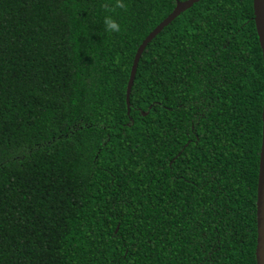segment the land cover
I'll use <instances>...</instances> for the list:
<instances>
[{
    "label": "trees",
    "instance_id": "16d2710c",
    "mask_svg": "<svg viewBox=\"0 0 264 264\" xmlns=\"http://www.w3.org/2000/svg\"><path fill=\"white\" fill-rule=\"evenodd\" d=\"M183 1L0 0V264H256L252 0L164 27L127 114Z\"/></svg>",
    "mask_w": 264,
    "mask_h": 264
},
{
    "label": "water",
    "instance_id": "95a60500",
    "mask_svg": "<svg viewBox=\"0 0 264 264\" xmlns=\"http://www.w3.org/2000/svg\"><path fill=\"white\" fill-rule=\"evenodd\" d=\"M200 0H185L176 2L172 12L165 17L141 42L138 46L130 69V74L126 86L125 103L127 114L129 113V95L135 78L136 68L141 54L148 43L159 34L164 27L170 24L182 12L192 7L193 4ZM253 22L261 50L262 61L264 66V0H252ZM261 147L258 162V178L256 188V246L255 260L256 264H264V97L261 112Z\"/></svg>",
    "mask_w": 264,
    "mask_h": 264
},
{
    "label": "clouds",
    "instance_id": "9594fccd",
    "mask_svg": "<svg viewBox=\"0 0 264 264\" xmlns=\"http://www.w3.org/2000/svg\"><path fill=\"white\" fill-rule=\"evenodd\" d=\"M117 6H120L122 7L123 5L120 3V0H117ZM104 24H105V27L108 31H111V32H118L120 29H119V25L111 20V18H105L104 20Z\"/></svg>",
    "mask_w": 264,
    "mask_h": 264
}]
</instances>
